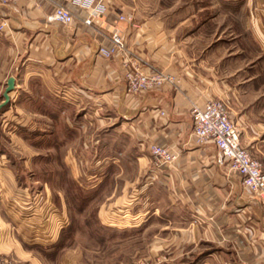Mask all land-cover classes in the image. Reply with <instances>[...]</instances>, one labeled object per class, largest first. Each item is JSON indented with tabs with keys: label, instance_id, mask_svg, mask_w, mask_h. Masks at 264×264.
Masks as SVG:
<instances>
[{
	"label": "crops",
	"instance_id": "obj_1",
	"mask_svg": "<svg viewBox=\"0 0 264 264\" xmlns=\"http://www.w3.org/2000/svg\"><path fill=\"white\" fill-rule=\"evenodd\" d=\"M80 1L0 5L2 100L7 81L14 79L1 116L14 121L22 135L46 139L57 124L72 132L68 156L73 151L74 159H67L78 184L84 146L106 151L101 165L93 167L85 157L81 166L90 170L91 181L98 169L105 173L90 187L105 193L101 224L130 237L137 233V239L150 236L147 255L135 251L130 264H264V203L242 188L237 174L217 164L212 143L199 144L191 135V111L221 100L240 144L264 171L261 68L235 66L251 56V43L264 42V0H101L105 15L90 27L83 23L88 10ZM58 6L71 12L70 26L49 20ZM121 14L132 22L118 21ZM115 29L123 36L125 55L147 72L174 75L175 86L128 96L122 55L109 60L97 55L100 47L110 46ZM227 74L234 79L228 81ZM55 101L64 106L51 117ZM37 119L50 122V129L40 128ZM114 123L109 133H99ZM19 136L11 135V151L32 153ZM153 143L176 156L169 167L156 163L149 152ZM2 149L8 150L0 147V157L10 162ZM0 174V203L11 202L5 210L0 204V256L12 264H81L79 250L60 249L50 258L39 249L52 248L58 220L66 218L64 211L51 214L47 190L28 194L7 162ZM134 191L137 196L130 197ZM101 214L109 215L112 227ZM135 216L136 223H130Z\"/></svg>",
	"mask_w": 264,
	"mask_h": 264
},
{
	"label": "rangeland",
	"instance_id": "obj_2",
	"mask_svg": "<svg viewBox=\"0 0 264 264\" xmlns=\"http://www.w3.org/2000/svg\"><path fill=\"white\" fill-rule=\"evenodd\" d=\"M250 47L251 56L240 58V62H237L235 66L238 68L242 65H247V67H249L253 64H258L259 69L261 68V70H259L261 72L258 73V81H264V42H259L258 45L256 43H254V45L251 43ZM260 48H263V51H261ZM239 75H242V78H244L247 73L244 72ZM230 77L227 74L228 81ZM231 79H234V77H231ZM1 102H3V100L0 98V104H2ZM35 123L44 130L48 131L50 129L48 128L50 127V122L44 119H37ZM115 126H117L116 123L111 125L106 131L99 133H106ZM15 132L20 133L19 137L23 140L22 142H18L28 145L31 148L30 150L33 151V154L31 152L19 153L11 151L8 145L13 143L10 140L13 138L11 135ZM22 132L23 131L16 128L14 121L0 114V147L6 148L7 146L9 151L2 150L5 151V155H7L10 160V162H8L6 156L0 157V167H2V165L4 166L5 162H7L8 169H11V171L13 170L15 174H17L20 184L28 187L27 192L30 195L40 194L42 192L41 189H46L53 203L60 211L66 213V222L68 223L70 219L71 224L70 228L62 236V250L67 251L76 249L82 252L81 264H130V262L133 261L132 256L135 251L141 250L142 254L138 256L147 255L146 252L148 249H146V245L148 244L150 236L144 234L142 238L140 236V238L137 239V233L132 234L133 237H130V235H125L118 229L100 227L101 222L99 223L98 211L99 207L104 202L105 194L102 189L97 188L95 193H90V195L86 196L87 201L84 205L85 208L80 212L69 203V198H72V196L76 195L79 191L72 178L68 163V159H74L73 151H71L68 156V151L74 146L75 141L72 132L65 129V127H62L60 124H57V129L54 130L55 136L48 137L45 141H42L41 137L37 138L24 134L22 135ZM97 138L98 137L95 139ZM84 150L81 158L86 159L89 157L93 167L103 163L102 157L106 154L105 150H98L96 146L92 147L89 144L84 146ZM81 158L78 159L79 164L77 163V165L81 168L78 169L79 174L76 177L81 183L78 184L76 181L75 182L86 191L92 190L90 187L95 184V182H98L100 176L105 173L103 169H98L97 172L100 176H94L95 182H93L94 180L91 181V177L88 175L86 176L87 173L89 174L90 170L83 169L81 166ZM3 161L4 164L2 163ZM94 171L95 170H93V172ZM0 176L4 178L3 174H0ZM136 194L137 192L134 191V194H131L130 197H136ZM2 202L4 205L0 204L3 206V210H5L6 205L11 203L9 200L8 202ZM134 202L136 201H133V203ZM135 207H137V205H135ZM118 210H115L118 212L117 215L122 216L124 214L122 209L120 208ZM108 216L107 214H101V220L107 226L111 224L107 222L109 219ZM129 219L130 223H136L137 221L136 216L130 217ZM60 226L61 224H58L57 229ZM110 227H112V224Z\"/></svg>",
	"mask_w": 264,
	"mask_h": 264
},
{
	"label": "built area",
	"instance_id": "obj_3",
	"mask_svg": "<svg viewBox=\"0 0 264 264\" xmlns=\"http://www.w3.org/2000/svg\"><path fill=\"white\" fill-rule=\"evenodd\" d=\"M18 1L0 0V5L15 4ZM79 4L88 10V15L83 21L84 25L90 27L93 24H99L101 17L106 12V8L101 1L81 0ZM49 20L63 26H70L73 16L68 9L58 6L54 9ZM118 21L131 23L132 17L127 14H121L118 16ZM3 27L5 25L3 23L0 24V31ZM125 52L123 36L121 32L115 29L111 33L110 46L100 47L97 55L104 60H109L119 53L122 55L125 90L128 96L137 98L144 93L160 91L175 86L177 79L174 75L165 71L147 72L142 69L137 60L125 55ZM191 116V135L194 140L199 144L212 143L217 149V164L225 166L230 172L237 174L242 188L264 203V171L261 164L252 158L249 151L240 144L239 130L230 119L226 104L221 100L209 101L201 108H194L191 111ZM149 152L159 166L169 167L176 159V156L168 148L154 143L150 144ZM49 210L51 214L57 216L60 214L59 209L54 205H50ZM8 212L11 213V211ZM58 222L61 224V229L68 224L66 218L63 222L60 220ZM0 264L12 263L9 259L0 256Z\"/></svg>",
	"mask_w": 264,
	"mask_h": 264
},
{
	"label": "trees",
	"instance_id": "obj_4",
	"mask_svg": "<svg viewBox=\"0 0 264 264\" xmlns=\"http://www.w3.org/2000/svg\"><path fill=\"white\" fill-rule=\"evenodd\" d=\"M53 104L54 105L49 110V114L51 113L53 115L51 117L57 116L59 107L64 106V103L63 102H60V101H55V102H53ZM6 107L7 106H4L3 108L0 109V114L3 112V110ZM34 137H37L38 138L39 136L36 135ZM42 141H45V139H42ZM74 183L77 185L79 191H78V193L76 195L72 196V198H69L68 197L69 198V203L74 208H77L79 210V212H80L83 208H85L84 205H85V202L87 201L86 196L87 195H90V193L91 194L92 193H95V190L97 188L86 191L82 187H80L75 181H74ZM80 190H82V191H80ZM52 204L58 209V207L53 203V201H52ZM68 219H69V217H68ZM68 221L69 222H68L67 226L59 230L58 239H57L56 243L53 246H51L52 247L51 249H49L48 251H46V249H44V248H39V249H41V251L44 252V255H46L47 257H50V258L55 257L57 255L58 250H60L61 248H63L62 247L63 246V243L61 242V239H62L63 234L70 228V224H71L70 219ZM99 223H100V221H99ZM100 227L106 228V227L102 226L101 223H100ZM106 229H108V228H106Z\"/></svg>",
	"mask_w": 264,
	"mask_h": 264
},
{
	"label": "water",
	"instance_id": "obj_5",
	"mask_svg": "<svg viewBox=\"0 0 264 264\" xmlns=\"http://www.w3.org/2000/svg\"><path fill=\"white\" fill-rule=\"evenodd\" d=\"M13 88H14V79L10 78L7 81V87H6L5 92L3 94V102H2V104H0V109L9 103V93L13 90Z\"/></svg>",
	"mask_w": 264,
	"mask_h": 264
}]
</instances>
